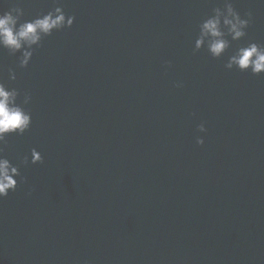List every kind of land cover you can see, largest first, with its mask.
Listing matches in <instances>:
<instances>
[{
  "label": "water",
  "instance_id": "1",
  "mask_svg": "<svg viewBox=\"0 0 264 264\" xmlns=\"http://www.w3.org/2000/svg\"><path fill=\"white\" fill-rule=\"evenodd\" d=\"M218 2L63 0L73 25L26 68L0 50L32 97L5 154L43 156L0 199V264H264V74L192 50ZM51 6L23 0V18ZM234 7L264 44V2Z\"/></svg>",
  "mask_w": 264,
  "mask_h": 264
},
{
  "label": "clouds",
  "instance_id": "2",
  "mask_svg": "<svg viewBox=\"0 0 264 264\" xmlns=\"http://www.w3.org/2000/svg\"><path fill=\"white\" fill-rule=\"evenodd\" d=\"M22 2L0 0V50L15 56L16 67L21 69L29 65L34 51L45 37L71 27L75 19L74 15L65 13L63 0H52V6L46 12L24 19ZM251 22V11L242 16L234 7V0H219L211 7L210 14L197 24L192 50L197 52L204 48L212 58H220L231 49L227 51L224 62L226 69L249 72L254 76L264 74V44L242 41ZM232 42L239 43L233 46ZM164 63L170 64L169 61ZM7 72V80L0 76V199L16 190L18 179L20 183L25 181L20 172L21 165L43 161L41 152L35 147L29 150L30 157L25 154L18 163L5 154L8 137L23 135L32 123L31 112L26 107L31 102V94L13 86L12 82L17 79L15 68L9 67ZM174 86L181 87L182 82H174ZM197 130L205 132L204 124H198ZM196 143L203 144V137L196 136ZM28 194H31V189Z\"/></svg>",
  "mask_w": 264,
  "mask_h": 264
}]
</instances>
